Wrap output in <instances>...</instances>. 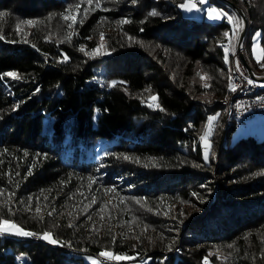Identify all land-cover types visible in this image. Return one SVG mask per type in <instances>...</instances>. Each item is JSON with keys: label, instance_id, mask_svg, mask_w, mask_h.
I'll return each mask as SVG.
<instances>
[{"label": "trees", "instance_id": "16d2710c", "mask_svg": "<svg viewBox=\"0 0 264 264\" xmlns=\"http://www.w3.org/2000/svg\"><path fill=\"white\" fill-rule=\"evenodd\" d=\"M180 1L0 0V220L34 234L0 232V264H264V136L229 139L221 102L235 34ZM231 1L264 73V0Z\"/></svg>", "mask_w": 264, "mask_h": 264}, {"label": "rangeland", "instance_id": "374dc122", "mask_svg": "<svg viewBox=\"0 0 264 264\" xmlns=\"http://www.w3.org/2000/svg\"><path fill=\"white\" fill-rule=\"evenodd\" d=\"M189 2L195 3L196 8H193L191 11H189L185 8L180 7V5L182 3H189ZM215 2H216V0H205L204 3H199L198 0H181L180 2H178V8H179L180 13L185 15V16L193 17L196 19L204 17L205 19L210 20V21L219 20V19H210L208 17V14H207V8L208 7H214L217 10L222 11L223 13L226 14L222 18L228 22V28H227L228 35H227V41L226 42L229 43L231 35L235 34L234 35L235 36L234 37V45H235V39H236L238 28H239V27H237V25L235 23V21L237 20V17H236L237 12L233 8H231L229 5H227L226 3H222L220 1H217L218 3H215ZM229 16L233 17L232 21H229V19H228ZM238 17H239V15H238ZM222 18H220V19H222ZM241 50L244 53L243 41L241 43ZM248 50H249V55H250L252 60H254L255 62H258L257 58L259 57V61H260L262 50H261V46H260L259 41H258V32L257 31H253L249 35ZM235 57H237V52H236L235 47H234V51L232 53V58H231V67L233 64V59H235ZM232 71L234 72L233 68H232ZM253 71L255 73H262V72H257L254 69H253ZM233 72L230 73V80L232 81L231 83H233V81H234V75H233L234 73ZM257 85L260 88H264V86H262V83H258ZM219 102H220V100H219ZM210 117H214L213 114H210L208 116V118L206 119V121L204 122V129L202 130V133H201L200 138H199L201 152H202V155L204 157H205L206 153L208 155L209 150H210V140L208 137V134H209V123H208V121H209ZM234 119H235L234 117L231 118L232 121ZM248 133L252 134L256 138L264 136V112L254 113L250 118H248L246 120L244 127L234 126V128H232V130L230 131L229 139H234L237 135L248 134ZM202 137H203V139H202ZM0 221H7L6 224L0 225V227H10L11 225L14 224V225L18 226L19 228L23 229L22 227H20L19 225H17L16 223H14L10 220L1 219ZM9 233L14 234V232H9ZM44 234L45 233H42L40 235V237L43 238ZM102 253H110L113 256L122 257V258L121 259H109L107 256L102 255ZM80 254H81V258L83 260H86V261L90 262L91 264H94V262H95V264H145V263H147V261L149 260V257H150L149 255H141L138 257H134L131 254L128 255V254H124V253H112L109 250H102L98 253L81 252ZM101 256H102V258L107 257L108 260H106V261L101 260Z\"/></svg>", "mask_w": 264, "mask_h": 264}, {"label": "built area", "instance_id": "2783aa9c", "mask_svg": "<svg viewBox=\"0 0 264 264\" xmlns=\"http://www.w3.org/2000/svg\"><path fill=\"white\" fill-rule=\"evenodd\" d=\"M234 63V81L233 88H248L251 83L255 82L257 79L250 77L238 56L233 60ZM260 74V73H255ZM251 81V83L249 82ZM232 88V89H233ZM227 105H233L235 117H237V127H243L249 115L254 113L264 112V92H261L256 97L247 98H231V95L227 96ZM105 260V258H102Z\"/></svg>", "mask_w": 264, "mask_h": 264}, {"label": "snow or ice", "instance_id": "6c2138e0", "mask_svg": "<svg viewBox=\"0 0 264 264\" xmlns=\"http://www.w3.org/2000/svg\"><path fill=\"white\" fill-rule=\"evenodd\" d=\"M198 2L199 3H204L205 0H198ZM77 7H79V6H77ZM180 7L191 11L193 8H196V4L195 3H191V2L182 3L180 5ZM207 14H208V17L210 19H220V18H222L223 16L226 15L225 13H223L222 11L217 10L214 7H208L207 8ZM0 15H2V13H0ZM151 15H157V13L152 12ZM64 19L67 20V19H70V17L68 15H65ZM228 19H229V21H232L233 17L229 16ZM123 22H127V21H123ZM25 23L32 24L34 22L33 21H26ZM235 23H236L237 27H242V21L236 20ZM225 35L227 36L228 33H225ZM81 50H83V49H81ZM257 59H258V62H259V57ZM262 67H264V65H262ZM6 75L16 76L15 73H6ZM249 82L251 83V81H249ZM233 90H235V89L233 88ZM215 119H216V117H210L209 118V121H208L209 127L211 126L212 121L215 120ZM202 139H203V137H202ZM125 159H127V157H125ZM205 159H207V153L205 154ZM39 211L40 210L37 209V212H39ZM6 223H7V221H0V225L6 224ZM0 232H14V234H16V235H23V236L34 235L33 233L25 232L23 229L19 228L18 226L14 225V224L11 225L10 227H0ZM43 238L49 240V242H51V243H56L57 242L54 239H52V237L48 233H45ZM229 247H231V245H229ZM102 255L107 256L109 259H121L122 258V257L113 256L110 253H102ZM94 264H95V262H94Z\"/></svg>", "mask_w": 264, "mask_h": 264}, {"label": "bare ground", "instance_id": "6f19581e", "mask_svg": "<svg viewBox=\"0 0 264 264\" xmlns=\"http://www.w3.org/2000/svg\"><path fill=\"white\" fill-rule=\"evenodd\" d=\"M241 43H240V47H241ZM232 66H233V69H234V63L232 64ZM262 82L263 81H261V80H256L255 82L251 83V85L248 88H245V89H243V88H234L235 90L232 89L233 88V83H231V89H230L229 95H231V98L256 97L261 92H264V88H260L257 85L258 83H262ZM226 98L227 97H225V99L222 101V104L224 105V110H225V121L226 122L230 121L231 118L234 117L235 119L233 120V125L237 127V117H235L233 105H227V99ZM251 116L252 115H249L248 118H250Z\"/></svg>", "mask_w": 264, "mask_h": 264}, {"label": "water", "instance_id": "95a60500", "mask_svg": "<svg viewBox=\"0 0 264 264\" xmlns=\"http://www.w3.org/2000/svg\"><path fill=\"white\" fill-rule=\"evenodd\" d=\"M224 1H226L237 12V14L240 17V21H242V27L238 28L237 36L235 39V45H234L238 59L250 77L257 80H262L264 79V73L255 74V72L253 71L252 67L250 66L246 56L244 55L240 47V43L243 40L244 31H245V23H246L245 15L242 12V10L239 8V6L235 5L231 0H224Z\"/></svg>", "mask_w": 264, "mask_h": 264}]
</instances>
